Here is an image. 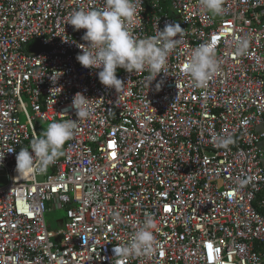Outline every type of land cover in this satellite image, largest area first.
Wrapping results in <instances>:
<instances>
[{"label":"built area","instance_id":"obj_1","mask_svg":"<svg viewBox=\"0 0 264 264\" xmlns=\"http://www.w3.org/2000/svg\"><path fill=\"white\" fill-rule=\"evenodd\" d=\"M103 2L0 0V264H264V128L255 129L264 115V0H223L218 15L199 0H142L127 22L133 35L166 22L186 35L167 76L148 84L147 71L120 68L117 90L78 63L85 30L66 23L74 9ZM241 38L248 49L238 55ZM206 42L218 70L197 87L183 67ZM77 92L91 114L63 155L42 174L18 175L15 154L37 137L38 121L77 119ZM217 134L233 143L217 147ZM45 203L65 210L55 230ZM146 214L157 224L153 254L115 255Z\"/></svg>","mask_w":264,"mask_h":264},{"label":"clouds","instance_id":"obj_2","mask_svg":"<svg viewBox=\"0 0 264 264\" xmlns=\"http://www.w3.org/2000/svg\"><path fill=\"white\" fill-rule=\"evenodd\" d=\"M142 0H104L103 6L80 7L74 9L68 16L67 24L74 30L84 29L82 40L78 44L80 51L76 55L78 63L89 69H97L99 82L117 90L123 83L117 77V70L122 68L128 73H149L148 84L158 74L165 71L169 54L175 49L184 33L179 23H165L163 29L156 27L154 35L138 37L129 30L128 21L138 15L137 6ZM223 0H199L200 7L212 14L222 12ZM248 40L241 38L237 41V54L247 52ZM183 70L190 75L197 87L207 85L210 76L218 70L215 55V45L212 42L201 43L191 50ZM58 72L50 79L56 81L61 75ZM157 90L160 88L158 82ZM89 98L81 92L74 94L71 108L75 110L77 119H60L48 123L41 136L32 139L28 147H21L15 154L16 172L18 175L44 173L56 159L63 155L61 151L65 142L73 138L78 128V120H84L91 114ZM217 147L227 148L233 143L228 134H217L213 137ZM29 149L31 151H29ZM14 148L8 150L14 152ZM4 153H0V164L3 163ZM89 201L96 199L95 192L87 193ZM115 223L122 222L119 212L114 213ZM157 228L154 217L146 214L142 226L136 228L126 243L113 247L118 257L151 255L155 251L156 240L154 231Z\"/></svg>","mask_w":264,"mask_h":264},{"label":"rangeland","instance_id":"obj_3","mask_svg":"<svg viewBox=\"0 0 264 264\" xmlns=\"http://www.w3.org/2000/svg\"><path fill=\"white\" fill-rule=\"evenodd\" d=\"M48 123L38 121L35 128L37 136H41L43 130L46 129ZM46 212L44 214V219L46 227L49 230H55L57 223L65 217V210L63 208H54L51 203H45Z\"/></svg>","mask_w":264,"mask_h":264},{"label":"crops","instance_id":"obj_4","mask_svg":"<svg viewBox=\"0 0 264 264\" xmlns=\"http://www.w3.org/2000/svg\"><path fill=\"white\" fill-rule=\"evenodd\" d=\"M264 128V115H263V121H262V124L259 125L258 127H256V131H260ZM260 148L262 150V164H263V167H264V139L260 142Z\"/></svg>","mask_w":264,"mask_h":264}]
</instances>
